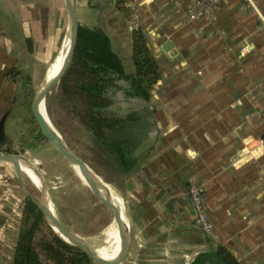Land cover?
I'll return each instance as SVG.
<instances>
[{"label": "crops", "instance_id": "0c3cea01", "mask_svg": "<svg viewBox=\"0 0 264 264\" xmlns=\"http://www.w3.org/2000/svg\"><path fill=\"white\" fill-rule=\"evenodd\" d=\"M258 3L264 12V0ZM76 5L79 23L103 24L124 63L134 62L135 18L163 68L151 97L154 124L122 189L132 236L122 264H188L219 243L243 264H264V26L257 13L245 0H220L195 19L187 17L190 0H127L130 16L117 0ZM68 24L66 0H0V152L21 153L23 83L36 65L52 64ZM192 182L205 195L212 235L195 223ZM6 205L0 243H13L19 211ZM121 247L118 229L95 249L112 259Z\"/></svg>", "mask_w": 264, "mask_h": 264}, {"label": "trees", "instance_id": "16d2710c", "mask_svg": "<svg viewBox=\"0 0 264 264\" xmlns=\"http://www.w3.org/2000/svg\"><path fill=\"white\" fill-rule=\"evenodd\" d=\"M117 6L130 16L127 0H117ZM132 41L135 69L129 72L103 24H80L73 61L56 95H48L46 100L48 115L60 131L69 138L72 128L82 127L92 146L106 155L122 179L136 165L135 151L154 124L152 91L163 72L140 25H133ZM37 136L46 138L42 131ZM12 264H91V260L79 246L57 233L26 195ZM188 264L243 263L219 243L200 251Z\"/></svg>", "mask_w": 264, "mask_h": 264}, {"label": "rangeland", "instance_id": "374dc122", "mask_svg": "<svg viewBox=\"0 0 264 264\" xmlns=\"http://www.w3.org/2000/svg\"><path fill=\"white\" fill-rule=\"evenodd\" d=\"M124 64L127 71H134V62L129 63L126 59ZM49 65L50 63L39 64L30 70V81H27L26 86L22 88L26 102H24V112L21 113L19 120L20 137L23 142V147L19 149L20 154L24 155V159L31 162L37 169L43 180L44 189L36 186L27 176L29 175L32 178L33 175L29 168L23 170L27 174H24V178L32 192L38 198L43 197L68 227L81 234L89 244H103L106 233L113 223L111 212L96 196L89 182L61 151L47 138L37 136L40 135L41 129L34 118L31 102L44 81ZM57 91L58 85L49 93V97L56 95ZM72 129L73 132L70 133L69 138L60 132L66 141L105 181L102 178H99V180L103 184L111 185L117 192L122 194L124 182L128 175L123 179L119 176L106 155H103L92 146L87 132L82 127L76 125ZM44 190L48 196L45 195ZM103 190L107 191L113 200L111 192L105 187H103ZM26 195L28 193L17 177L15 166L11 162L0 161V204H3L0 207L4 206L5 209L7 207L6 203L12 202L17 206L20 222ZM6 239L10 243L8 241L0 243V260L3 264H12L14 242L11 243L9 237H4V240ZM122 250L123 245L116 258L99 257V263L113 264L122 253ZM94 251L97 253L95 249ZM91 264L93 263L91 262Z\"/></svg>", "mask_w": 264, "mask_h": 264}, {"label": "water", "instance_id": "95a60500", "mask_svg": "<svg viewBox=\"0 0 264 264\" xmlns=\"http://www.w3.org/2000/svg\"><path fill=\"white\" fill-rule=\"evenodd\" d=\"M66 7L68 13V33L70 35V46L66 52L63 63L57 75L46 84L44 87L40 88L33 100H32V111L35 120L40 126V129L44 136L50 140L60 151L61 153L74 165H77L81 173L91 182L92 189L100 201L108 208L112 216L116 219L119 234L121 236L123 250L119 255L117 260L113 264H122L129 256L132 236L130 226L126 225L123 221L120 208L112 200L110 194L107 191L103 190V186L98 178L100 176L93 167L66 141L63 134L60 130L53 124L50 119L47 107L46 100L49 93L59 85L61 79L67 73L76 50L79 34V19L77 14V5L76 0H66ZM165 49H171V42L168 41L163 46ZM44 104V109L46 117L49 119L50 124L45 121V114L41 110V104ZM21 159H24V155L20 153H11V152H0V161L11 162L15 166L17 177L23 187L26 189L28 195L33 199V201L38 205L42 210V213L48 223L53 227V229L59 233L67 241L79 246L90 258L93 264H100L97 257V253L94 251L92 246L84 239V237L68 227L51 209L43 197L38 198L32 190L27 185L24 173L21 165ZM0 264L3 262L0 260Z\"/></svg>", "mask_w": 264, "mask_h": 264}, {"label": "built area", "instance_id": "2783aa9c", "mask_svg": "<svg viewBox=\"0 0 264 264\" xmlns=\"http://www.w3.org/2000/svg\"><path fill=\"white\" fill-rule=\"evenodd\" d=\"M191 6L187 9V17L195 19L200 15L209 16L213 8L219 3L220 0H190ZM246 5L255 11L264 26V12L261 10L258 0H245ZM133 25H138L137 20L132 18ZM189 196L191 198L193 207L195 209V223L201 227L207 235L214 233V225L209 217L205 195L199 185L191 183L189 186Z\"/></svg>", "mask_w": 264, "mask_h": 264}, {"label": "bare ground", "instance_id": "6f19581e", "mask_svg": "<svg viewBox=\"0 0 264 264\" xmlns=\"http://www.w3.org/2000/svg\"><path fill=\"white\" fill-rule=\"evenodd\" d=\"M69 46H70V35L68 33L67 34V38L65 40V43L63 45V48H62L61 52L58 54V56L52 62V64L50 65V67L47 69L46 76H45L44 81L42 82L40 88H42L46 84L50 83V81L57 75L58 71L61 68V65L63 63L64 56H65L66 52L68 51ZM41 110L45 114V116H44L45 117V121L48 124H50L49 119L46 117V113H45V109H44V104L43 103L41 104ZM21 165H22V169L23 170L29 168V170L33 174L32 175V178L29 175H27L25 172H23V173L25 175H27L36 186H38L39 188L44 189L43 180L39 176V174L37 172V169L31 164V162H29L26 159H21ZM74 166L77 168V170L79 171V173L89 182L90 187L92 188L91 182L81 173L79 167L77 165H75V164H74ZM98 178L101 179L102 177L101 176H98ZM102 180H104V179L102 178ZM101 184H102L103 187L107 188L111 192V195L113 197L114 202L120 208L123 221L126 223V225H129L130 224V218H129V214H128L127 210H126L127 207H126V204H125L124 197L119 192H117L116 189L114 187H112L111 185L103 184L102 182H101ZM44 192H45V190H44ZM45 195L48 196L46 192H45ZM117 230H118V225H117L116 219L113 217V223H112L111 228L106 233L105 241L107 239H109L113 234H115V232H117ZM120 238H121V236H120ZM121 244H122V240H121ZM90 245L95 249L97 246L102 245V244H99V245H92V244H90ZM97 253H98L97 257L98 258L99 257L101 258L102 257L101 254L98 251H97Z\"/></svg>", "mask_w": 264, "mask_h": 264}]
</instances>
